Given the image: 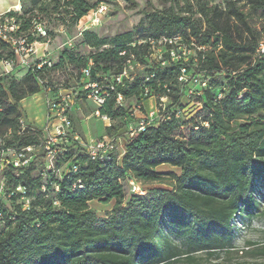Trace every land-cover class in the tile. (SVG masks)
<instances>
[{
	"label": "trees",
	"instance_id": "obj_1",
	"mask_svg": "<svg viewBox=\"0 0 264 264\" xmlns=\"http://www.w3.org/2000/svg\"><path fill=\"white\" fill-rule=\"evenodd\" d=\"M161 1L169 8L148 13L147 22H140L134 33L109 42L83 32L85 45L92 49L88 56L64 49L58 64L37 70L41 61L36 59L21 79L13 75L17 68L0 73L2 150L41 145L42 131L31 125L22 130L21 104L43 91L57 96L59 90L46 76L69 68L79 72V96L90 101L92 89L87 85L101 90L105 102L100 107L92 103L94 113L112 120L107 137L122 140L117 152L97 159L86 147L72 143L57 161L59 168L65 167L62 179L45 170L42 154L27 169L0 170L5 192L0 197V264H204L196 255L205 254L208 262L233 248V220L243 214L253 218L259 209L257 184L264 181V56L259 54L264 0H226L223 6L191 0L194 4L184 12L176 10L178 0ZM103 2L33 0L27 9L21 0L20 11L3 16L15 21L16 38L44 44L51 33L37 34V26L43 24L38 13L56 16L60 25L72 29ZM255 19L262 29L255 27ZM147 39L172 42L163 47L165 67L150 59L149 45H138ZM132 56L143 69L118 84L114 77ZM16 59L15 48L0 39V62ZM83 70L90 71L89 77ZM183 71L187 82H180ZM150 75L153 78L145 82ZM196 77L208 84L190 96L191 79ZM145 84L153 96L167 99V120L131 138L130 128L139 121L131 109L147 101ZM119 95L127 100L126 106H118ZM120 131L124 138L117 135ZM162 167L179 173L165 174ZM163 177L171 178L169 188L144 195L131 192V201L124 204L129 180L143 185ZM18 187L31 198L29 210L23 209L22 194L8 198ZM93 202H114V212L99 218L90 207ZM242 253L264 256V248Z\"/></svg>",
	"mask_w": 264,
	"mask_h": 264
},
{
	"label": "rangeland",
	"instance_id": "obj_2",
	"mask_svg": "<svg viewBox=\"0 0 264 264\" xmlns=\"http://www.w3.org/2000/svg\"><path fill=\"white\" fill-rule=\"evenodd\" d=\"M97 1V0H96ZM100 8L96 12H92L88 17L83 19L80 24L72 29L60 25V19L56 16L45 17L42 14H35L40 16L43 20L42 28L51 35L46 43L35 46V54L24 53L20 56L21 62L23 60L34 61L37 57H41L46 53L49 59L54 64L59 62V54L62 50L68 49L70 52L80 56H88L92 49L85 45L82 37L83 32H90L100 40L112 41L117 37L125 36L137 31L140 22H147V14L157 10L164 11L169 8V3H163L161 0H135L136 4H132L125 0H103ZM226 0H211L210 5H222ZM28 8L33 6V0H24ZM193 5L191 0H178L176 10L184 12L188 5ZM35 8V7H34ZM255 27L262 29L261 22L254 20ZM49 36L46 35V37ZM23 65V64H21ZM18 66L13 75L17 79H21L26 72V68ZM1 73V69H0ZM12 78V76H10ZM79 72L76 69L69 68L67 70H56L47 74L46 79L50 82L51 86L57 88L59 91L63 90V94H72L73 98V111L70 112V118L73 122L74 131L79 134L83 142L94 143L101 137V132L105 129V124L94 116L95 106L92 102L87 101L85 97L79 96L80 80ZM23 111V119L27 125L39 131H44L49 119L48 100L46 93L43 91L31 98L24 100L21 104ZM124 131V130H123ZM123 131L117 135L125 137ZM48 135V134H47ZM50 137L55 138L54 131L51 129ZM86 140V141H85ZM121 150V149H120ZM39 164L42 165L43 161L40 160ZM160 171L167 174L170 172L179 173L169 167H162ZM34 176L37 178L39 172ZM170 177H163L159 182L144 183L141 185L142 191H149L155 188H169L171 184ZM132 195L130 188H125V205L131 201ZM256 198L260 204L259 209L255 211L253 218H248L246 215H238L234 220L233 239L231 245L233 248L220 252L219 257L212 258L206 261L205 254L198 253L196 256L204 260V264H264V256H255L253 254L246 255L242 252H253L264 248V181L260 180L257 184ZM90 207L95 211L99 218H107L111 216L115 209V203L111 202L103 204L100 202H93ZM167 229V228H166ZM176 245L181 246L182 241L172 237ZM248 242L255 245L250 246ZM139 264H144L140 262Z\"/></svg>",
	"mask_w": 264,
	"mask_h": 264
},
{
	"label": "built area",
	"instance_id": "obj_3",
	"mask_svg": "<svg viewBox=\"0 0 264 264\" xmlns=\"http://www.w3.org/2000/svg\"><path fill=\"white\" fill-rule=\"evenodd\" d=\"M17 26L13 19L4 18V16H0V39L4 42L10 43L16 50V61H1L0 69L2 74H9L18 66L29 67L34 61L23 60L21 62L20 56L24 53L27 54H35V46L38 43L34 44H26L25 40L21 38H16L15 34L17 32ZM37 34L43 37H46V32L41 26H37L36 28ZM172 44L168 39H161L159 41H155L153 39L140 40L138 45H149L150 59L159 63L162 67L166 66V61L164 60V52L163 47L167 44ZM259 54L264 56V43L261 45L259 49ZM121 56H125L126 52H122ZM171 56L173 59L176 58L175 52H171ZM37 60H40V64H37V70H41L43 66L47 65L48 67L52 66V61L49 59L48 54H44L41 57H37ZM148 60V58H147ZM143 66L141 63H138L137 59L132 56L126 61L123 72L114 77L115 81L118 84H121L124 79L131 80V75L137 70H142ZM82 74L86 77H89L90 71L83 70ZM153 76H148L145 82H149ZM188 77L186 76L185 71L182 72V77L180 78V82H187ZM192 89L189 90V95L192 96L196 92L198 88H205L208 84V80L201 79L200 77L192 78ZM86 89H92V93L89 96V100L97 107H100L105 102V96L101 95V90L98 89L97 85H87ZM114 89V88H112ZM46 93V92H45ZM50 90L47 91L46 96L48 100V114L49 119L47 122V126L43 132V142L38 146H30L22 149H7L2 150L0 145V170H3L7 166H13L15 169H27L30 165L36 160L39 154L44 156L45 160V170L54 174V176L58 179H62L64 168H59L57 166L58 159L67 154L69 151V146L72 143H77L82 148L87 149L88 154L92 159H97L101 157H105L107 155L113 154L119 150V142L116 139L110 137H103L94 143H84L83 139L74 131L73 122L70 118V112L73 111V98L72 94H63L61 91L58 92V95L52 97L50 95ZM144 98L147 101L152 100L154 105L151 108H148L144 103L134 106L131 109V112L138 117V124L136 127L130 128V137L134 138L136 134L139 132H143L147 127L153 125L156 122H163L167 120V116L165 115V107L167 104V99L163 97H155L150 92L149 88L145 84L144 86ZM125 98L122 95H119L117 98V104L120 107L126 106ZM98 119H100L107 128L111 127L112 120L104 115H101L99 111L94 113ZM22 126V130H25L27 127L24 119L20 121ZM53 129L55 138L50 137V131ZM48 134V135H47ZM121 156H119L120 158ZM65 166V165H64ZM77 171V166L74 167L73 172ZM68 175V172L67 174ZM130 190L135 195H144V191L141 189V184L134 181L129 180ZM79 189H83L82 186L78 187ZM55 193L59 191V186L55 185L54 187ZM16 192H11L8 198L16 195L22 194V201L24 203L23 209L29 210L31 207V198L28 197L26 189L22 187H18ZM42 191L47 193V188L43 187ZM4 183L2 181L0 187V197L4 194ZM54 204L58 205V201L54 196ZM1 216V215H0Z\"/></svg>",
	"mask_w": 264,
	"mask_h": 264
},
{
	"label": "crops",
	"instance_id": "obj_4",
	"mask_svg": "<svg viewBox=\"0 0 264 264\" xmlns=\"http://www.w3.org/2000/svg\"><path fill=\"white\" fill-rule=\"evenodd\" d=\"M21 9V0H0V16H3L7 14L10 11H20ZM47 53V52H46ZM44 53V54H46ZM42 54V56L44 55ZM63 91H61L62 93ZM145 105L148 108H151L154 105V102L152 100L146 101ZM106 126L105 129H103V132H101V137H107L106 135ZM35 129V128H34ZM38 130V129H36ZM86 141V140H85ZM121 139L119 142L121 143ZM85 143H88L87 141Z\"/></svg>",
	"mask_w": 264,
	"mask_h": 264
}]
</instances>
